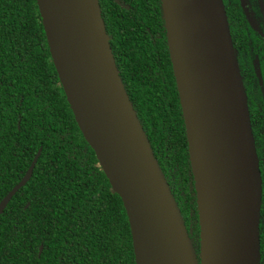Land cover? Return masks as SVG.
I'll use <instances>...</instances> for the list:
<instances>
[{
	"label": "water",
	"instance_id": "1",
	"mask_svg": "<svg viewBox=\"0 0 264 264\" xmlns=\"http://www.w3.org/2000/svg\"><path fill=\"white\" fill-rule=\"evenodd\" d=\"M35 1L74 121L121 199L134 264H260L261 173L222 0H160L196 194L198 252L120 78L99 0ZM39 154L1 199L0 214Z\"/></svg>",
	"mask_w": 264,
	"mask_h": 264
},
{
	"label": "trees",
	"instance_id": "2",
	"mask_svg": "<svg viewBox=\"0 0 264 264\" xmlns=\"http://www.w3.org/2000/svg\"><path fill=\"white\" fill-rule=\"evenodd\" d=\"M157 12L163 45L153 49L161 61L142 54L144 41L133 28L113 33L110 44L153 152L169 151L186 190L187 145L158 0ZM38 150L30 179L0 214V264H134L121 199L74 121L36 1L0 0V201Z\"/></svg>",
	"mask_w": 264,
	"mask_h": 264
},
{
	"label": "flooded vegetation",
	"instance_id": "3",
	"mask_svg": "<svg viewBox=\"0 0 264 264\" xmlns=\"http://www.w3.org/2000/svg\"><path fill=\"white\" fill-rule=\"evenodd\" d=\"M158 2L161 12L160 0ZM222 2L242 84L246 93L250 124L259 160L262 180L259 220L260 264H264V0H222ZM100 10L109 44L113 33H118L121 29L125 33L126 30L133 28L134 33L139 35L144 41L142 54L145 57L154 59L155 63L156 60L161 61L163 53H156L155 49H153L155 46L161 47L163 45V39L161 40V35L156 32L155 28L158 13L157 0H102ZM165 45V51H167L166 35ZM110 47L112 52L111 44ZM167 56L169 59L168 51ZM170 70L173 77L171 63ZM174 88L176 90L175 81ZM170 100L172 99L170 98ZM168 152L164 151L158 154L153 152V154L154 156L155 154L159 156H155V158L180 210L184 225L188 231H191L190 238L193 240L195 247L196 244L199 245V227L196 194L190 163L191 177L189 178L188 173V182L185 190L183 189L184 186L180 185V181L176 182L177 179L174 177L176 169H172L169 166L170 160H168L166 155ZM172 153L178 152L174 151ZM186 153L188 154V151ZM196 230H198L197 233Z\"/></svg>",
	"mask_w": 264,
	"mask_h": 264
}]
</instances>
